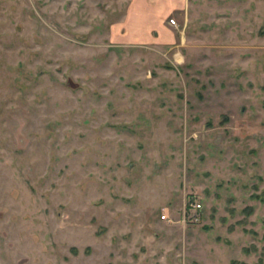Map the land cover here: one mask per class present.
<instances>
[{
    "label": "rangeland",
    "instance_id": "rangeland-1",
    "mask_svg": "<svg viewBox=\"0 0 264 264\" xmlns=\"http://www.w3.org/2000/svg\"><path fill=\"white\" fill-rule=\"evenodd\" d=\"M166 2L0 0V264H264V0Z\"/></svg>",
    "mask_w": 264,
    "mask_h": 264
},
{
    "label": "crops",
    "instance_id": "crops-1",
    "mask_svg": "<svg viewBox=\"0 0 264 264\" xmlns=\"http://www.w3.org/2000/svg\"><path fill=\"white\" fill-rule=\"evenodd\" d=\"M167 7H169L170 10H182L181 8V0H169V2L167 3ZM144 21V20H143ZM158 22V21H157ZM156 22V26H158L160 28V30L165 31L167 30V27H169V24H162L161 22L157 23ZM162 24V25H161ZM161 31V32H162Z\"/></svg>",
    "mask_w": 264,
    "mask_h": 264
},
{
    "label": "built area",
    "instance_id": "built-area-1",
    "mask_svg": "<svg viewBox=\"0 0 264 264\" xmlns=\"http://www.w3.org/2000/svg\"><path fill=\"white\" fill-rule=\"evenodd\" d=\"M168 24L173 25L174 24V20L172 18L168 19ZM189 209H190V216L194 217L195 211H197L200 208V204L197 202H192L188 205ZM161 219H167L166 217V213H162L160 215Z\"/></svg>",
    "mask_w": 264,
    "mask_h": 264
}]
</instances>
